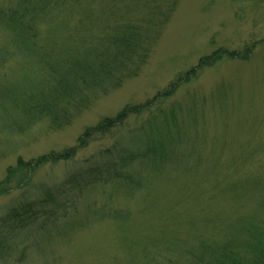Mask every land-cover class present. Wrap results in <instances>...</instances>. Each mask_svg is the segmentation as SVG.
<instances>
[{
  "label": "rangeland",
  "instance_id": "374dc122",
  "mask_svg": "<svg viewBox=\"0 0 264 264\" xmlns=\"http://www.w3.org/2000/svg\"><path fill=\"white\" fill-rule=\"evenodd\" d=\"M17 5L18 0H0V10L6 13L17 10ZM149 11L148 7L139 10L141 16ZM8 30L0 21V50L7 49L12 56L0 66L3 99L5 95L26 96L23 93L38 90V58L16 49ZM35 43L38 46V40ZM255 47L247 61L224 59L198 72L192 83L180 88L161 109L131 119L123 128L80 150L75 159L17 170L21 161L29 163L76 148L88 128L104 118L116 117L127 106L153 100L179 75L196 68L201 59L214 52H244ZM160 111H166L172 128L182 129L181 138L187 137L181 141L174 136L172 141L178 159L185 157L182 164H195V158H187L189 138L204 140L198 146L203 160L199 175L186 183L184 180L192 174L176 164L167 166L158 176L162 172L157 174L155 166L147 169L138 163L125 170L140 184L134 187L137 191L122 184L123 178L91 183L98 169L120 170L128 152L142 150L139 142L144 138L138 130ZM3 124L4 118L0 119V127ZM30 128L18 134L0 132V186L7 191L0 196V264H139L145 246L152 249L161 236L156 228L167 229L166 221L172 226L192 216L199 218V207L204 203H198V198L207 200L217 195L218 199L206 207L220 216L228 215L229 220L254 212L256 200L251 196L239 203L241 208L237 210L226 199L230 197L229 186L242 178L240 170L264 171V156H258L262 162L252 160L239 167L252 152L256 156L264 150V0H180L138 77L100 97L63 130H52L47 121ZM165 132L160 129L161 138ZM84 181L89 183L85 189ZM215 186L225 196L213 192ZM190 196L194 199H187ZM64 206L65 211L77 210V219L74 214L67 217ZM120 211L129 214L125 223L113 218L114 212ZM44 214L61 220L51 221ZM21 221L27 222L24 229ZM52 224L56 226L52 228ZM180 228L170 229L168 234H189L187 226Z\"/></svg>",
  "mask_w": 264,
  "mask_h": 264
},
{
  "label": "trees",
  "instance_id": "16d2710c",
  "mask_svg": "<svg viewBox=\"0 0 264 264\" xmlns=\"http://www.w3.org/2000/svg\"><path fill=\"white\" fill-rule=\"evenodd\" d=\"M179 1L18 0L17 10L9 13L0 10V21L9 29L16 49H22L25 55L38 58V90H31V94L23 93L26 96L15 93L7 98L5 95L4 99L0 96V110L4 115L0 119L5 120L0 132L22 133L41 121L49 122L52 130H63L72 125L100 97L107 96L121 88L126 81L138 77L151 59ZM141 7L149 8L146 16L140 15ZM37 40L38 46L35 43ZM255 49L247 48L244 52L220 49L214 52L201 59L196 68L179 75L166 91L158 93L153 100L138 106H127L116 117L104 118L96 126L88 128L79 138L76 148L45 155L29 163L21 161L17 170L27 171L75 159L80 150L123 128L131 119L143 117L154 108L161 109L180 88L192 83L198 72L212 68L224 59L247 61ZM11 57L9 50H0V66L9 62ZM165 112L155 113L139 128L138 132L144 138L139 142L141 151L128 152L120 170L114 168V172H111L110 168L98 169L95 178L90 179L91 183L109 182L113 177L123 178L122 184L130 186L133 191L140 184L125 170L138 163L147 169L155 166L157 174L162 172L158 176L165 172L167 166L173 167L176 164L178 168H184L192 174L184 180L186 183L190 177L199 175L203 160L198 146H202L204 140L193 141L189 138L190 154L187 158H195V164L189 167L187 162L182 164L185 157L178 159V151L172 141L174 136L181 141L187 137L181 138V128H172ZM162 120L168 123L161 124ZM161 128L166 131L164 138L159 135ZM258 153L260 155L255 156L252 152L239 167L258 160V156H264V150ZM238 174L242 178L229 186L227 193L230 197L226 201L237 210L241 208L239 203L244 200L246 202V197L251 196L256 200L254 212L239 214L229 220L228 215L220 216L211 207H206L214 201V194L207 200L198 198V203H204L199 207V218L192 216L172 226L166 225L169 222L166 221L164 226L167 229L156 228L161 236L152 249L145 246L139 264H264V171L242 173L240 170ZM86 185L89 183L84 181L82 188L85 189ZM212 191L225 196L217 186ZM243 191L247 192L240 197ZM6 193L0 186V196ZM49 198L54 201L52 196ZM189 198L192 200L194 196ZM215 199H218L217 195ZM65 207V215L71 217L74 214L77 219L78 211H65ZM44 215H48L51 221L61 220L55 215ZM113 218L125 223L129 214L114 212ZM19 223L22 229L26 227V221ZM182 225L187 226L189 234L185 231L182 235L177 233L172 237L168 234L170 229L179 230ZM55 226L52 224V228Z\"/></svg>",
  "mask_w": 264,
  "mask_h": 264
}]
</instances>
